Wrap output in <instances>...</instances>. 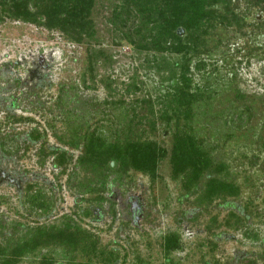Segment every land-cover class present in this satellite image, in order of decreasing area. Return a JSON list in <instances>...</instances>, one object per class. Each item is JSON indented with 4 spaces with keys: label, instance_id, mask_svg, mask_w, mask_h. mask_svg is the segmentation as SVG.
Listing matches in <instances>:
<instances>
[{
    "label": "rangeland",
    "instance_id": "obj_1",
    "mask_svg": "<svg viewBox=\"0 0 264 264\" xmlns=\"http://www.w3.org/2000/svg\"><path fill=\"white\" fill-rule=\"evenodd\" d=\"M120 4L95 0V39L82 45L58 31L0 22V169L13 181H0V244L16 245L37 229L69 222L96 237L97 257L49 244L18 264H41L47 257L53 264H102L101 250L113 251L117 264H228L234 251L238 258L255 255L259 244L243 237L254 230L264 235V6L237 1L244 26L217 27L206 37L212 54L194 57L135 49L121 33L138 27L139 19L119 32L109 21ZM87 49L110 57L93 64L92 79ZM199 60L206 61L205 69H196ZM180 65L187 67L190 92L209 80L212 85L211 98L195 103L188 120L175 119L176 89L167 87L171 78L180 79ZM237 92L246 98L238 99ZM189 135L212 168L224 169L214 174L210 168L186 188L181 174L172 175L170 154L175 138ZM89 137L105 144H155L165 151L155 179L114 161L79 164ZM56 149L70 156L62 166L50 154ZM210 176L231 185L234 194L204 199ZM134 196L143 205L142 220L130 224ZM168 231L179 236V251L164 249Z\"/></svg>",
    "mask_w": 264,
    "mask_h": 264
},
{
    "label": "trees",
    "instance_id": "obj_2",
    "mask_svg": "<svg viewBox=\"0 0 264 264\" xmlns=\"http://www.w3.org/2000/svg\"><path fill=\"white\" fill-rule=\"evenodd\" d=\"M237 1L239 0H120L121 4L118 9H114L109 21L119 32L131 18L139 19L138 27L128 29L129 33H121L123 39L137 50L208 57V54L213 52L210 51V42L206 39L209 33L211 34L217 27L223 30L227 28L240 30L244 26L245 18L235 12ZM254 2L256 5L264 6V0H254ZM94 5L95 0H0V22L9 19L43 27L49 31H58L72 44L82 45L85 41L88 43L95 39L91 19ZM178 29L184 31V37L177 34ZM217 44H214V48H218ZM86 53L85 67L92 79L93 64L101 60L108 62L110 57L103 50L87 49ZM185 62L189 61L186 59ZM205 62L199 60L196 69H205ZM180 69L183 72L180 79L171 78L167 87L176 89L174 103L177 107L173 110L175 119L183 117L184 120H188L192 118L195 103L206 102L211 98L212 85L209 80L210 85L206 83L203 87H197L195 91L190 92L192 82L185 75L187 67L180 65ZM237 93L238 99L246 98L243 93ZM245 111L252 114L250 106L246 107ZM234 122L231 119L229 121L235 126ZM223 123L226 125V122ZM228 135L232 137L231 135L234 134L226 136ZM83 147L82 156L78 158L79 164L90 162L94 167L96 165L101 167L108 161H114L120 163L125 170L130 168L145 172L152 180L155 179L157 162L165 153L164 150L159 151L155 144L133 145L127 140L122 143L120 139L117 143L105 144L99 137H89ZM50 154H53L57 166L64 165L70 158L66 152L62 153L58 149ZM170 162L172 175L176 178L181 174L186 180L185 183L183 182L186 188L191 184H198L206 175V170L212 168L211 160L201 149L197 139L195 140L191 135L175 138ZM222 169L224 168L217 166L212 168V171L217 174ZM204 186L202 197L208 201L220 195L234 194L231 185L214 176L208 177ZM41 204L38 207L43 209L45 206L42 207ZM91 238V234L82 231L75 223L71 225L69 222H64L62 228L53 227L49 231L42 227L37 229L36 233L26 236L19 244L4 247L0 244V264H18L22 258L34 254L38 248L49 244H59L58 246H66L74 250L81 249L89 256L97 257L96 237ZM175 239L176 237L170 236L165 241L166 252L176 248ZM100 254L102 264H117V257L113 251L101 250ZM47 258H41V264H53Z\"/></svg>",
    "mask_w": 264,
    "mask_h": 264
},
{
    "label": "flooded vegetation",
    "instance_id": "obj_3",
    "mask_svg": "<svg viewBox=\"0 0 264 264\" xmlns=\"http://www.w3.org/2000/svg\"><path fill=\"white\" fill-rule=\"evenodd\" d=\"M32 141H34V140H32ZM35 142V141H34ZM52 148H50V150H51ZM3 180H5V181H8V183H12L13 181L11 180V178L9 177V175L8 174H6V173H4L1 169H0V181H3ZM17 187H18V185H17ZM39 195H36V197H38ZM131 200L133 201V204H132V207H133V217H132V219H131V221H130V224L131 223H133V224H135L136 223V221L138 220V219H140V220H142L139 216H140V214H141V207L143 206V205H139V201H140V198L138 197V196H134V197H132L131 198ZM143 201V200H142ZM130 204V203H129ZM241 218H243V217H241ZM248 218V217H247ZM176 220H177V223H176ZM189 223L190 222H193L194 221V219H186ZM237 220H239V219H237ZM243 222H244V224L246 223L245 222V218L244 219H241ZM247 221L249 220V219H246ZM181 221V219H175L174 220V223H176V226L177 227H181L182 228V230H184V231H187L188 230V228H186V226H187V224H184L185 222H180ZM185 221V220H184ZM241 221V222H242ZM248 223H250V222H248ZM210 224V223H209ZM226 226H227V224H226ZM229 227V226H228ZM235 227V226H234ZM236 228L237 229H244V226H240V224H236ZM249 231H251V230H249ZM145 233V232H144ZM224 234V233H223ZM170 236H173V237H176V241H177V246H176V248H174L173 249V251L175 252V251H179L181 248H182V246H181V244H180V239H179V236L177 235V233L176 232H173V231H168L167 233H166V235L165 236H163V240H162V244H163V247H164V249L166 250V248H165V245L166 244H164L165 243V241H167V239L170 237ZM196 237H199L198 235L196 236ZM228 237H230L231 239H236V237H232V236H228ZM244 239L246 238V239H248V240H251L252 242H256V243H258L259 244V251L257 250L256 252V254L254 255H251V257L253 256H256L255 258H251L250 256L248 257L247 256V254L244 252L243 253V255L244 256H242L241 258H238V257H235V254H236V252L237 251H234V253H232V258H230V259H228V264H264V235L262 236V237H259L258 235H257V231L256 230H254V232L253 233H251V234H249V233H245L244 234V237H243ZM243 239V240H244ZM204 240H206V239H204ZM199 242V241H198ZM198 244V243H197ZM208 244V243H207ZM207 244H206V246H207ZM210 244V243H209ZM196 245V244H195ZM197 246V245H196ZM201 247V246H200ZM212 248V247H211ZM248 254H250V253H248ZM206 264H208V263H206Z\"/></svg>",
    "mask_w": 264,
    "mask_h": 264
},
{
    "label": "water",
    "instance_id": "obj_4",
    "mask_svg": "<svg viewBox=\"0 0 264 264\" xmlns=\"http://www.w3.org/2000/svg\"><path fill=\"white\" fill-rule=\"evenodd\" d=\"M177 34H179V35H183V34H184V31H183L182 29H178V30H177Z\"/></svg>",
    "mask_w": 264,
    "mask_h": 264
}]
</instances>
